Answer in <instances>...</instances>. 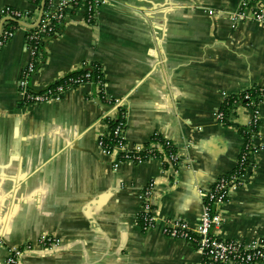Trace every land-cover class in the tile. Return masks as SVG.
Returning a JSON list of instances; mask_svg holds the SVG:
<instances>
[{
    "label": "crops",
    "instance_id": "1",
    "mask_svg": "<svg viewBox=\"0 0 264 264\" xmlns=\"http://www.w3.org/2000/svg\"><path fill=\"white\" fill-rule=\"evenodd\" d=\"M5 7L37 18L42 9L33 0H0ZM237 10L238 0H106L89 23L83 9H69L59 33L44 40L30 85L39 91L91 62L101 65L105 82L40 104L19 94L29 54L25 27L16 29L0 47V264L9 249L45 235L59 245L36 246L19 264L200 259L194 244L161 228L181 220L194 229L201 194L236 167L244 144L239 129L250 112L235 106L225 124L215 112L225 94L264 85V25L251 18L233 23ZM117 107L128 144L158 148L152 138L159 135L173 144L176 162H119L104 152L98 139ZM259 111L253 165L218 208L214 233L222 239L264 236V96ZM150 182L158 222L143 230L140 195Z\"/></svg>",
    "mask_w": 264,
    "mask_h": 264
},
{
    "label": "built area",
    "instance_id": "2",
    "mask_svg": "<svg viewBox=\"0 0 264 264\" xmlns=\"http://www.w3.org/2000/svg\"><path fill=\"white\" fill-rule=\"evenodd\" d=\"M105 2L106 0H49L48 9L41 11L39 20L37 18L33 24L23 21L21 26L25 27V31L29 27L35 28L29 34L26 32V48L29 54V61L21 72L18 81V90L23 102L26 104L45 103L54 97L60 96L70 88L78 87L88 82L90 74L86 73L76 78L67 77L63 82L48 85L39 91L30 85V80L36 73L41 60V46L38 43L39 38H43L51 33L57 34L56 28L62 25L66 12L69 9H83L86 13V20L89 23L93 22L99 8ZM28 13L29 11L12 7L0 9V47L9 41L16 31V29L11 30L6 27L5 21L15 18L24 20ZM248 18L264 25V7L260 0H238V10L233 15V23ZM95 84L100 87L102 86L99 82ZM259 89L261 94L259 101H255L249 92L236 95L223 94V101L215 112V119L222 124L227 123L229 112L226 113L222 106L229 102L228 98L230 96H234L235 98L231 103L232 108L242 106L250 112L249 120L243 127L246 130L252 131L251 142L247 143L244 141L234 170L229 174L220 176L209 190L201 194L202 214L194 229H190L181 220H166L162 225L161 230L164 235L171 238L183 239L194 244L200 255V259L195 264H255L264 260V236L250 241H244L241 239H222L214 233V230L220 226L222 221L218 210L219 206L227 201L228 195L232 190L244 183V175L249 167L253 165L252 154L257 149L253 143L258 135L260 126L259 105L264 96V85L259 86ZM116 116L114 115V117L109 118H117ZM124 128L125 121L123 119L114 126L112 133L116 137L117 142L112 147L104 145L101 141L100 138L105 133L99 136L98 144L104 152L108 154L121 153L119 162L142 163L149 159H159L163 163L176 162V153L172 152L166 155L163 153V150L156 152V154H163L161 157H156L153 155L155 154L153 152L147 157L148 159L142 158L139 153L143 149V145L128 144L124 138ZM152 189L153 183L150 182L140 195L141 205L137 219L143 230L154 228L158 222L156 210L151 203ZM55 241L54 237L45 235L36 244L25 243L22 246L13 247L9 249L6 264H19L24 253L30 252L35 246L50 249L56 246Z\"/></svg>",
    "mask_w": 264,
    "mask_h": 264
},
{
    "label": "trees",
    "instance_id": "3",
    "mask_svg": "<svg viewBox=\"0 0 264 264\" xmlns=\"http://www.w3.org/2000/svg\"><path fill=\"white\" fill-rule=\"evenodd\" d=\"M33 3L36 5V8L38 10L40 8H42V10L46 11L48 9V6H49V0H33ZM36 15H38L37 12L33 11V12H29L24 20H21L19 18L8 19V20L5 21L6 22L5 26L8 27L11 30H14V29H17L18 27H20L21 24L23 23V21L26 22V23H29V24H33L37 20ZM60 27L61 26L56 28L57 34L60 31ZM34 29H35L34 27L27 28V31H26L27 34L32 32ZM57 34H52L51 33V34H47L43 38L42 37L39 38V41H38L39 46H41V48H42L44 40H46L48 38H51V37H54ZM86 73L90 74V79L88 80V82H93V83L99 82V84H101L103 86L105 80H104V76H103L101 65L98 64V63H94V62L85 64V66L81 70L73 72V73H70V74L64 76L63 78L57 80L56 82H54L52 84L54 85L57 82H63L67 77L76 78V77L83 76ZM245 92H249L251 94L252 98L255 101H259L260 98H261L259 86H253L252 88L247 89V90L243 91L242 93H245ZM100 94H101L102 100L104 102H106L107 104H110L108 102V99L106 98V96L103 94V92H100ZM234 98H235L234 96H230L228 98L229 102L222 106L223 110L226 113H228L232 109V104L231 103L234 100ZM117 108H118L117 111H119L118 115H117V118H106L108 128H107V131L105 132V134L100 138L101 141L104 143V145H106L108 147H112L117 142L116 137H114V135L112 133V130H113L114 126L116 124H118V122L120 120H122V119L124 120V118H122V114H120V108L119 107H117ZM239 131H240L242 137L244 138V141L247 142V143H250L251 142V133H252V131L246 130L245 127H241L239 129ZM152 142L159 144L160 147H158V148L156 147L155 148V147L151 146L150 144L143 145V149L139 153V155L142 158L148 159L147 157L150 155V153H153V152L155 153L153 155H155L156 157H161L163 154H156V152H158L160 150H163V153H165L166 155L169 154V153H172V152L175 153V148H174L173 144L169 140L161 138L159 135H155L152 138ZM121 155H122L121 153L118 154V158L119 159L121 158ZM211 204H212V202H211Z\"/></svg>",
    "mask_w": 264,
    "mask_h": 264
},
{
    "label": "rangeland",
    "instance_id": "4",
    "mask_svg": "<svg viewBox=\"0 0 264 264\" xmlns=\"http://www.w3.org/2000/svg\"><path fill=\"white\" fill-rule=\"evenodd\" d=\"M55 240H56V241H55L56 246L59 245V241H58L57 239H55ZM34 244H36V242H35ZM35 247H36V246H35Z\"/></svg>",
    "mask_w": 264,
    "mask_h": 264
},
{
    "label": "water",
    "instance_id": "5",
    "mask_svg": "<svg viewBox=\"0 0 264 264\" xmlns=\"http://www.w3.org/2000/svg\"><path fill=\"white\" fill-rule=\"evenodd\" d=\"M41 11H42V9H41ZM41 11H40V14H39V18H38V20L40 19V17H41Z\"/></svg>",
    "mask_w": 264,
    "mask_h": 264
}]
</instances>
